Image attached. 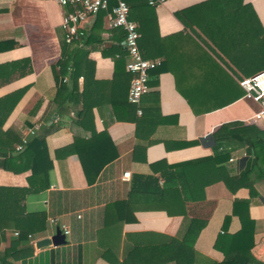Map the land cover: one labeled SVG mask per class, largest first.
<instances>
[{
  "label": "crops",
  "instance_id": "0c3cea01",
  "mask_svg": "<svg viewBox=\"0 0 264 264\" xmlns=\"http://www.w3.org/2000/svg\"><path fill=\"white\" fill-rule=\"evenodd\" d=\"M244 6H251L257 22ZM113 7L110 3L107 10L89 16L84 35L67 45L61 21L68 9L58 0H0V100L19 93L0 108L3 114L13 104L2 131L15 138L14 152H0V165L22 150L16 140L28 143L54 128L45 137L51 162L48 187L23 201L25 212L45 215V229L30 235L32 254L14 264H122L134 247L176 237L184 216L162 209H172L178 201L169 199L157 205L160 209H151L155 205L133 179H160L167 166L212 156L211 148L197 142L223 124L239 121L264 128V119L251 122L259 107L239 85L264 71V0H161L152 6L151 18L138 14L147 32L146 39L139 33V50L158 63L149 71V90L139 107L127 99L133 75L126 71L125 31L111 26ZM136 17L132 21L138 28ZM61 53L71 62L86 58L94 72L86 83L83 77L76 82L70 74L61 77L66 91L55 95ZM84 107L91 113L80 119ZM102 132L109 140L92 145L109 151L104 158L113 151L116 157L89 182L76 152L63 148L79 139L83 152L89 146L85 142ZM246 148L231 154L229 178L205 187V200L196 203L203 209L198 216L208 218L193 244L194 264H220L232 256L224 255L227 245L217 249L216 240L236 234L248 221L253 223L251 255L264 264V178L256 167L242 176L245 167L239 161ZM11 167L25 170L0 167V187L27 188L28 162L21 166L13 161ZM125 172L130 173L128 180L123 179ZM57 229L65 244L35 248ZM12 235L17 236L8 232L0 237V253Z\"/></svg>",
  "mask_w": 264,
  "mask_h": 264
},
{
  "label": "trees",
  "instance_id": "16d2710c",
  "mask_svg": "<svg viewBox=\"0 0 264 264\" xmlns=\"http://www.w3.org/2000/svg\"><path fill=\"white\" fill-rule=\"evenodd\" d=\"M125 1L129 6V20L132 21V16H137L136 19L139 23L137 30L146 39L147 32L144 31V22L139 20L138 14L144 13L146 15L145 18H151L154 11L153 7L147 3V0ZM241 8L250 13L248 15H251L257 22V17L251 6ZM262 39L264 40V32L262 33ZM142 57L145 59L143 55ZM57 66L58 72H55V95L66 91L67 86L61 84V77L70 74L74 82L79 77H83L86 83L88 76L92 77L94 72L93 63L86 58L79 63L71 62L65 53H61ZM18 96L19 93H15L0 100V108L10 104ZM12 107L13 104L11 103V106L3 114L2 110H0V152L3 151V153H6V150H9L10 153L14 152V136L2 131V125L11 113ZM90 113L84 107L78 112V117L84 119ZM52 130H54L52 127L46 128L42 136L34 137L22 147L20 152L15 156L5 158L3 164L0 165L1 168L7 171L17 173L25 170V168L13 169L11 167L13 161H17L21 166H24L27 161L31 170L27 188L0 187V237H5L8 232L11 234L17 233V236H11L9 247L5 252L0 253V264H14V261L20 258L29 257L32 254L29 236L40 233L45 229V215L25 212L23 201L26 195L37 193L48 187L47 179L51 169V162L47 154L45 137ZM96 140H109V136L106 132L96 134L91 140L85 142L89 146L86 145L87 147H85L83 152L78 149L80 147L78 142H81L79 139H75L68 148H63V151L71 150L76 152L89 182H93L99 171L116 157V153L113 151L110 156L104 158V155L109 151L103 146H93L92 143L96 142ZM16 143L21 144L20 140H16ZM197 144L211 148L213 155L167 166L166 171L161 173L160 179L150 176H138L133 179L134 186L144 188L143 195H146L145 198L152 205H155L151 209H160L157 205L170 199L178 202L175 203L172 209L165 207L162 210L168 215L178 214L184 217L176 237L164 236V242L150 243L143 248L138 245L128 252L122 264H165L169 262L194 264L192 257L193 244L208 218V215L207 217L198 216L200 210L203 209H198V204L196 203L205 200V187L229 178L230 173L226 164L234 151L248 146L246 148V157L239 161L240 167H245V172L242 176L249 175L250 169L256 167L264 178V128L246 125L239 121L229 122L223 124L214 133L200 139ZM111 147L113 148V146ZM166 172L167 174H165ZM91 174L93 176L90 178ZM160 180L161 185H159ZM132 193L133 195L140 194L133 191ZM188 204L191 207L188 208ZM224 245H227V248L223 250L224 255H233L228 256L220 264H261L251 255V249L254 246L253 223L251 221L243 223L241 230L236 234L219 236L215 247L221 249Z\"/></svg>",
  "mask_w": 264,
  "mask_h": 264
},
{
  "label": "built area",
  "instance_id": "2783aa9c",
  "mask_svg": "<svg viewBox=\"0 0 264 264\" xmlns=\"http://www.w3.org/2000/svg\"><path fill=\"white\" fill-rule=\"evenodd\" d=\"M150 6H157L161 0H147ZM61 7L67 8L62 16L61 28L64 31V42L69 45L75 43L83 35V23L91 15H96L100 11L107 10L110 3H114L112 9L113 18L111 26L122 28L125 31V48L129 61L126 64V71L133 75L130 80L128 91V102L131 105L139 107L142 97L148 92L149 71L155 69L158 63L149 61L142 57L138 47L140 34L137 25L129 20V7L125 0H58ZM239 85L245 92V98L257 103L259 110L253 114L251 122L258 123L264 119V71L256 74L252 78L239 82ZM140 114V109H137ZM31 135L35 134L34 130L29 131ZM27 143L26 139L21 141L17 150ZM233 161V159H229ZM129 172L123 174V179L128 180ZM65 234L68 231L65 230ZM17 235V233H14Z\"/></svg>",
  "mask_w": 264,
  "mask_h": 264
},
{
  "label": "water",
  "instance_id": "95a60500",
  "mask_svg": "<svg viewBox=\"0 0 264 264\" xmlns=\"http://www.w3.org/2000/svg\"><path fill=\"white\" fill-rule=\"evenodd\" d=\"M62 244H65V235L59 229H57L53 236L38 240L35 243V248L40 249L46 248L50 245L59 246Z\"/></svg>",
  "mask_w": 264,
  "mask_h": 264
},
{
  "label": "rangeland",
  "instance_id": "374dc122",
  "mask_svg": "<svg viewBox=\"0 0 264 264\" xmlns=\"http://www.w3.org/2000/svg\"><path fill=\"white\" fill-rule=\"evenodd\" d=\"M15 235V234H14ZM31 238V236H29Z\"/></svg>",
  "mask_w": 264,
  "mask_h": 264
}]
</instances>
